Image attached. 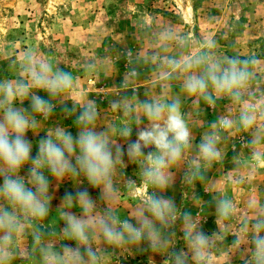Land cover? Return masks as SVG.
<instances>
[{"label": "clouds", "instance_id": "9594fccd", "mask_svg": "<svg viewBox=\"0 0 264 264\" xmlns=\"http://www.w3.org/2000/svg\"><path fill=\"white\" fill-rule=\"evenodd\" d=\"M152 41L148 48L122 54L126 71L117 85L119 91L108 101V110L118 118L107 123L97 101L84 92L72 71L32 47L8 57V70L15 75L0 77V264L18 260L114 264L117 252L130 253L133 248L150 249L163 257L162 264H232L237 255L243 264H264V200L253 189L241 207L228 191L239 195L264 177L259 61L221 55L214 39L197 41L172 25L153 33ZM82 68L96 79L106 74L97 58L85 59ZM145 70L151 73L152 84L141 98L137 82ZM175 85L179 92H173ZM187 98L192 99L197 116L207 111L201 102L215 110L218 101H228L227 114L207 124L199 143L192 131V114L182 110ZM57 108L65 118H72L75 136L61 124L41 130L42 121ZM134 126L136 139L132 140ZM41 131L45 136L33 155L27 134L36 136ZM237 134L245 151L237 152L233 139ZM229 140L236 153L232 167L222 178L210 179L207 174L212 168L225 163ZM125 156L137 166V179L127 177ZM181 170L185 200L199 203L197 183L212 194L217 230L211 235L201 230L204 216L182 211L163 195ZM49 177L57 187L65 179L76 185L86 180L100 190L103 206L86 189L66 193L56 223L49 219L53 200ZM138 187L145 193L136 198ZM125 192L137 202L122 218L119 208ZM74 207L80 214L72 211ZM178 220L185 247L176 251ZM144 242L147 249L141 248Z\"/></svg>", "mask_w": 264, "mask_h": 264}, {"label": "rangeland", "instance_id": "374dc122", "mask_svg": "<svg viewBox=\"0 0 264 264\" xmlns=\"http://www.w3.org/2000/svg\"><path fill=\"white\" fill-rule=\"evenodd\" d=\"M167 25L175 26L197 41L203 38L214 39L221 55L255 57L259 61L258 70L261 75L258 87L264 89V0H0V77H14L15 74L7 67L8 57L32 47L79 77L81 88L97 101L105 117L103 122L107 123L118 118V114L108 110V101L119 91L117 85L126 71V59L122 54L129 49L135 52L148 48L153 43V33ZM89 58L100 59L106 74L101 73L99 79H96L85 73L82 63ZM137 84L143 98L144 90L151 88V73L145 70ZM173 92H179L178 85L173 87ZM40 94L46 95L43 92ZM227 105L226 100L218 101L213 110L201 102V107L207 111L197 116L192 99H184L182 110L192 114V131L196 143H199L201 134L207 130L208 123H214L218 116L227 114ZM24 106L28 107V103ZM235 112L233 108L232 114L235 115ZM201 122H204V126H201ZM57 124L69 128L76 135L72 118H65L60 108L50 119L42 121L41 130ZM98 130H102V124ZM27 135L33 144L32 154L36 155L38 141L45 136V132L41 131L36 136L29 132ZM240 135L233 138L237 152L241 150ZM131 139H136L135 126ZM118 142L124 143L122 139ZM150 150L154 149H146L145 152ZM235 154L229 145L224 165H215L207 174L208 177L222 178L226 170L232 167L230 161ZM125 162L127 177L137 179V166L128 162L126 156ZM21 174H26V169ZM182 176L183 170L177 172L174 185L163 195L173 199L182 211L204 216L201 230L211 235L217 230L212 194L206 193L203 186L197 183L195 193L201 199L199 203L194 205L190 199L185 200L183 193L186 189ZM49 179L50 194L53 196L49 219L53 218L56 223L59 222L56 212L66 193L75 195L77 190L86 189L97 204L103 206L99 199L100 190L92 188L86 180L76 185L72 180L65 179L57 187V182L51 177ZM253 189L264 200V177L252 186H246L239 195L228 191L242 207L246 194ZM144 193L145 189L138 187L136 198ZM136 198L126 192L121 196L119 213L122 218L127 217L126 209L137 202ZM72 211L80 214L78 207ZM181 223L178 220L175 229L178 237L176 251L185 247L180 239L183 236ZM59 226L62 227V223ZM231 240L232 237H229L228 243ZM65 243L75 246L71 241ZM141 248L147 249V243H142ZM113 261L114 264H150V261L162 264L163 257L152 253L150 249L141 251L133 248L130 253L117 252ZM16 264L23 262L18 260ZM232 264H243V261L237 255L232 258Z\"/></svg>", "mask_w": 264, "mask_h": 264}, {"label": "crops", "instance_id": "0c3cea01", "mask_svg": "<svg viewBox=\"0 0 264 264\" xmlns=\"http://www.w3.org/2000/svg\"><path fill=\"white\" fill-rule=\"evenodd\" d=\"M233 143V140H229V141H227L226 142V145L228 146V148H229V145H231ZM240 151H245L244 149H241ZM231 152L229 151V154H230ZM221 167H223V166H221ZM223 169H225V168H223ZM222 172H223V170H222Z\"/></svg>", "mask_w": 264, "mask_h": 264}]
</instances>
